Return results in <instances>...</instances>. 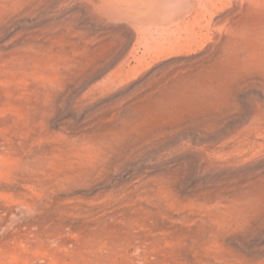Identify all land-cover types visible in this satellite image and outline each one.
<instances>
[{"label": "rangeland", "instance_id": "374dc122", "mask_svg": "<svg viewBox=\"0 0 264 264\" xmlns=\"http://www.w3.org/2000/svg\"><path fill=\"white\" fill-rule=\"evenodd\" d=\"M191 1L0 0V264H264V0Z\"/></svg>", "mask_w": 264, "mask_h": 264}, {"label": "bare ground", "instance_id": "6f19581e", "mask_svg": "<svg viewBox=\"0 0 264 264\" xmlns=\"http://www.w3.org/2000/svg\"><path fill=\"white\" fill-rule=\"evenodd\" d=\"M190 3L192 4V1H191V0H190ZM163 10H164V9H163ZM163 10H162V11H163ZM165 11H166V10H165ZM163 13H164V12H163ZM179 13H180V12H179ZM188 13H189V12H188Z\"/></svg>", "mask_w": 264, "mask_h": 264}]
</instances>
